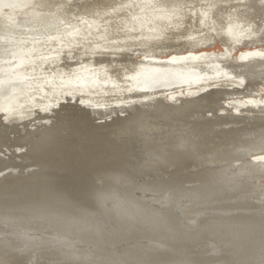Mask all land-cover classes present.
<instances>
[{
    "label": "bare ground",
    "instance_id": "obj_1",
    "mask_svg": "<svg viewBox=\"0 0 264 264\" xmlns=\"http://www.w3.org/2000/svg\"><path fill=\"white\" fill-rule=\"evenodd\" d=\"M168 40L183 49L244 48L162 55ZM221 75L234 80L223 87L214 79ZM188 78L198 84L174 95L151 92ZM224 92L223 107L233 112L190 114ZM9 104L17 106L4 113ZM179 108L183 116L167 118ZM0 114L7 117L0 132L23 136L30 151L53 134L52 115L74 124L80 147L85 135L112 131L108 157L83 161L68 151L60 164L41 154L43 175L0 174V264H264V202L243 197L251 176L264 177V0H0ZM149 127L158 132L149 136ZM215 146L203 158L227 168L212 173L194 162L185 175L208 179L191 192L205 211L195 226L174 213L176 194L161 195L158 178L137 185L138 176L167 164L180 182L186 161ZM245 156L236 173L246 180L238 182L228 162ZM138 188L152 195L138 196Z\"/></svg>",
    "mask_w": 264,
    "mask_h": 264
},
{
    "label": "rangeland",
    "instance_id": "obj_2",
    "mask_svg": "<svg viewBox=\"0 0 264 264\" xmlns=\"http://www.w3.org/2000/svg\"><path fill=\"white\" fill-rule=\"evenodd\" d=\"M220 4V3H219ZM3 9V8H2ZM166 9V11H176V10H182V8H181V6H178V7H171V8H169V7H167V8H165ZM165 9H163V10H165ZM3 10H6V11H9V10H13L10 6H5L4 7V9ZM158 11H160V12H158ZM155 12L156 13H161L162 12V10L161 9H157V10H155ZM132 16H134V15H129V17H130V19L132 18ZM107 20V18H105V17H103V19L102 20ZM129 19V20H130ZM92 22V21H91ZM135 22V21H134ZM93 23V22H92ZM90 24V23H89ZM89 24H87V25H84L83 26V28L82 27H80V28H78L75 32L76 33H80L81 32V30L82 29H85V28H89ZM129 24V26H130V29H131V31H133V32H135L134 34H138V30H137V26H135V25H131V22H129V23H127V25ZM111 26L108 24V28H110ZM183 29V28H182ZM139 32H143V31H139ZM134 36V35H133ZM167 40V39H166ZM32 42L34 43V44H37L38 42H39V38L38 37H34L33 39H32ZM168 43L167 44H169V40L167 41ZM178 43L176 42V46H175V43L174 44H172V45H166L165 47H160V52L162 53V55H165V54H171V55H173V56H177V57H180V56H182L183 54H188L189 52H191V54H193V51L194 52H200V53H203L204 51H203V49L205 48V49H209V48H212L213 50L214 49H217V48H221V47H223L224 49L225 48H228L229 47V49H232V52H235L236 54L238 53V54H242V53H239V50L241 51L242 49H240V48H244V47H232V46H228V47H226L225 45L223 46V43H221V42H216L214 45H209V47H207V45L206 46H204V48L203 47H195L194 49H189L188 47H184V49L183 48H180L178 45H177ZM174 45V46H173ZM171 46V47H170ZM176 47V48H175ZM168 48H170V49H168ZM201 48H203V49H201ZM60 50H63V49H60ZM129 50V49H128ZM130 50H133L132 51V54L134 55L135 53L137 54L138 53V51H136V50H139V49H131L130 48ZM163 52H162V51ZM136 51V52H135ZM203 51V52H202ZM131 54V55H132ZM136 56V55H135ZM134 57V56H133ZM137 58L136 57H134L133 58V60L135 61ZM129 61H131L130 59L128 60V62ZM129 63H131V62H129ZM220 77V78H219ZM217 76V77H215L214 79H217L218 80V84H220V85H223V87H225V86H228V84H230V83H232L233 82V80H234V78H231L230 80H228V79H226V77L225 78H222L223 76L221 75V76ZM190 78H188L186 81L187 82H185V83H183V84H180L181 85V87H179V86H177L176 88L177 89H175V90H172L173 88H166V89H162V88H160V89H151V92H153V93H155V94H157V95H161V96H163L164 94H165V92L167 91V92H170V93H167V95L168 94H176V93H179V91L181 92V90L182 89H184L185 87H187V85H194V84H198V81L197 80H193L192 82H189L188 83V80H189ZM204 80H207V78H205ZM221 81V82H220ZM222 81H224V82H222ZM202 82H204V81H202L201 80V82L200 83H202ZM194 83V84H193ZM223 83V84H222ZM185 85V86H184ZM241 89H244V87H241ZM179 90V91H178ZM157 91V92H156ZM175 91V92H174ZM174 92V93H173ZM145 93H147V92H143V91H140V94H138V95H143V94H145ZM228 92H224L223 94H222V96H220V98L217 96V98H215L214 100L215 101H213V102H215L214 103V105L213 104H211L212 106L211 107H209V106H207L206 104V106L205 105H203L202 107H200L199 109H193V110H191V113L190 114H197V115H199V114H201L200 116H203V117H208V116H210V115H214V116H212V117H222V112H224V111H227V112H233V109L231 108V107H223L224 106V101H223V99L225 98V94H227ZM235 94V93H234ZM223 97V98H222ZM59 100V102L60 101H65L62 97L61 98H59L58 99ZM157 100H159V101H157V103L158 102H162V98L160 99V98H158ZM244 100V99H243ZM218 101V102H217ZM221 101V102H220ZM19 104V107H16L17 105H15V106H10V104H9V106H8V108L6 109H4V113H6L7 111H10V110H13L12 108H14V107H16V108H18V109H21V110H24L25 108H23V107H21V104L22 103H24V101H16V104ZM165 104H169V103H166V102H164ZM218 103V104H217ZM221 103V104H220ZM25 104V107H26V105H27V103H24ZM11 105H12V103H11ZM219 106V107H218ZM208 107V108H207ZM219 109H221V111L219 110ZM21 110H19V112H20V114H22L21 113ZM181 110V111H180ZM197 110V111H196ZM200 110V111H199ZM211 110V111H210ZM223 110V111H222ZM196 111V112H195ZM199 111V112H198ZM203 111V112H202ZM180 112H185L184 111V109H181V108H179V110H177V113H169V114H171V115H169L167 118H172V117H180V116H183L182 115V113H180ZM210 114V115H209ZM218 115V116H217ZM0 118L1 119H4V118H7L5 115H3V114H0ZM155 116V115H154ZM51 117V118H50ZM49 117V119H50V121H52L53 122V124H54V127H53V130H54V132H53V134H48V136L50 137H48V136H45V135H43L44 137H45V139L44 140H40V142L38 141L37 143L38 144H35V145H33L34 147L32 148V151H30L31 150V147H30V149L29 148H26L27 149V151H26V149L22 146V145H24V142L26 143L27 142V139H25V138H23L22 139V137L23 136H20L18 133H14V132H11L10 130H7V128H6V130H7V132L5 133V132H0V139H1V144H0V174H3V175H5L6 176V174H7V176H9V174H10V171H14V173H16V175L14 176V177H18V175H20V177H23V176H25L24 174H25V171L27 172V174L28 175H35L36 174V176H40V175H43L42 173L43 172H40V169L43 167V164L40 162L41 160L39 159V155H41V154H50L49 155V157H52L51 159L52 160H58L59 162H60V164H61V159L62 160H64L63 158H65V157H68V156H70L69 155V152H73L79 159H83V161H84V159L86 158V157H89V158H94V156H95V158L96 157H98L99 156V154L101 155V156H104V157H108V156H110L109 154H110V150L108 149V147L106 146V141L104 142V140L106 139V137L108 136L107 135V133H112V131H110L109 130V132H108V130H103V129H101V132L100 131H98V132H91V133H89V134H87V135H85L86 136V140L85 141H81L80 142V144H81V147L77 144L76 145V140H74L73 139V137H75V136H77V137H79L78 139H80V140H82L83 139V137H80L79 135H78V133H77V131H74V130H76L77 128H75V126H74V124H71V122H69L68 120H63V117H55V116H50ZM197 117H199V116H197ZM99 122L100 121H95V125H98L99 124ZM58 123V124H57ZM22 124H24V122H22ZM57 124V125H56ZM62 124V125H61ZM7 126V125H6ZM20 126H22L20 123L18 124V126H16V127H20ZM57 129V130H56ZM148 130H149V136H150V134H155L156 132H158V130L156 129V127H149V128H147ZM198 131H200V130H197V132ZM160 135L162 136V139H163V137L166 135V134H168L169 133V131L167 130V129H163V130H161L160 132ZM99 135V136H98ZM105 137H104V136ZM142 135V134H141ZM103 136V137H102ZM142 136H145V135H142ZM41 137V136H40ZM145 137H148V135H146ZM21 138V139H20ZM14 139V140H13ZM19 139V140H18ZM154 139V138H153ZM13 140V141H12ZM16 141H17V143H16ZM15 142V143H14ZM65 142V143H64ZM91 142V143H90ZM21 143V144H20ZM105 146H104V145ZM18 145V146H17ZM20 145V146H19ZM99 145H100V147H99ZM81 148V149H80ZM29 149V150H28ZM35 151H34V150ZM37 149V150H36ZM43 149V150H42ZM88 149V150H87ZM108 149V150H107ZM217 149V146H215V148L213 149V148H211L210 150H206L205 151V153L203 154H200V155H197L194 159H191V160H187L186 162H188L186 165H184V167H183V176L181 175V180L182 181H180V182H178V181H175L174 179H172L171 178V176H170V170H172L173 168H174V166H172L171 167V165H169V164H167L166 166H164L163 168H164V170L163 169H161V168H159V167H157V168H154L153 169V171H155V172H153V173H147L146 175H143V176H138L137 177V179H136V182H138L137 183V185H140L141 184V186L144 184V181H146V180H150V179H155V178H158L159 180H160V182H162L163 184L161 185L162 187H161V195H165L166 197H168L170 194H172V193H175L176 194V198H175V200H173L174 202H172L173 204H172V208H173V211H174V213L175 214H177L180 218H185L187 221V223L189 224V225H191V226H195L196 225V220L195 219H197L198 217H200L201 215H203V214H205V211H204V209L203 208H196L195 207V205H197V203H198V201L200 200L199 198H197L198 196L197 195H194L193 193L196 191V189H197V187H200L201 186V184L202 185H204L205 184V182L208 180V179H206V178H200V179H198V180H195L194 178H188V176H185L188 172H190V170L191 171H195V169L194 168H192V164H194V162L196 163V164H194V166H196V167H198V166H200L201 164H203L204 166H205V168H207L206 170H208V172H215V171H223V169H225V168H227V166L225 165V163H222V164H220V163H218L219 161H215V162H211V161H209V160H207L206 161V159L205 158H203V157H206L207 158V156H209V152H211L212 150H216ZM41 150V151H40ZM91 150V151H90ZM30 151V152H29ZM34 151V152H33ZM40 153H39V152ZM69 151V152H68ZM208 151V152H207ZM25 152H27V154L25 153ZM79 152V153H78ZM103 152H105V153H103ZM32 153H33V155H32ZM84 153V154H83ZM206 153L208 154V155H206ZM87 156H86V155ZM106 154L108 155V156H106ZM260 154H262V153H260ZM264 154V153H263ZM86 157H85V156ZM62 156V157H61ZM65 156V157H64ZM211 157L213 156V155H210ZM248 156H245L244 158H241V160H231L230 161V163L228 162V166H230V169H231V173H233L234 172V176H237L236 178L237 179H235L236 181H238V182H241V181H245L246 180V177H244L243 175H245V173L244 174H241V173H243L242 171H241V173L239 172V173H236V171L238 170L239 171V168H240V166L243 164H241V161L242 162H245L244 160H248V159H250V157L251 156H249L248 158H247ZM60 158V159H59ZM35 159V160H34ZM79 159H78V161H79ZM243 159V160H242ZM34 161V162H33ZM238 161V162H237ZM192 163V164H191ZM217 163V164H216ZM237 163V164H236ZM51 165L53 164V163H50ZM234 164V165H233ZM236 165V166H235ZM16 168H15V167ZM18 166V167H17ZM36 166H37V168H36ZM237 166H238V168H237ZM214 167V168H213ZM224 167V168H223ZM3 168V169H2ZM18 168V169H17ZM32 168V169H31ZM166 168V169H165ZM192 168V169H191ZM7 169V170H6ZM13 169V170H12ZM15 169V170H14ZM22 171H21V170ZM197 169V168H196ZM230 169L228 170V171H230ZM18 170V171H17ZM32 172H31V171ZM237 171V172H238ZM29 172V173H28ZM223 173V172H222ZM225 173V172H224ZM190 174V173H189ZM236 174V175H235ZM247 174H248V172H247ZM188 175V174H187ZM242 175V176H241ZM27 176V175H26ZM220 176V175H219ZM240 176V177H239ZM260 176V175H259ZM253 177H255V176H251L250 177V181H251V183H249V185H247V187H249L250 188V190H249V188H248V191L246 192V194L245 195H243V197H245L246 195H247V198H248V200H254V202H256V201H262V202H264V196H262L264 193V177H257L256 179H251V178H253ZM160 178H163V179H160ZM263 178V179H262ZM260 181V182H259ZM262 181H263V183H262ZM255 182V183H254ZM257 182V183H256ZM246 184V183H245ZM171 185V186H170ZM173 185V186H172ZM174 189H172V188ZM234 187V186H233ZM252 187V188H251ZM168 188V189H167ZM261 188H263V189H261ZM166 189V190H165ZM178 189V190H177ZM139 190L140 191H142V192H139ZM177 190V191H176ZM260 190V191H259ZM137 192H138V196H151L152 194L151 193H148V191L146 190V193H145V191H143V189L142 188H138L137 189V191H136V194H137ZM180 192V193H179ZM191 192H193V193H191ZM259 192V193H258ZM159 193V194H160ZM165 193V194H164ZM181 194V195H179V194ZM158 194V195H159ZM188 194V195H187ZM180 197H179V196ZM191 195V196H190ZM257 195V196H256ZM260 197H263V198H260ZM196 200V201H193V200ZM197 199H198V201H197ZM222 199V198H221ZM261 199V200H260ZM263 199V200H262ZM158 199H156V201H157ZM256 200V201H255ZM187 201V202H186ZM203 201H205V200H203ZM220 201V203L222 202V200H219ZM219 201H218V203H219ZM192 202V203H191ZM194 202V203H193ZM205 202H207V201H205ZM219 203V204H220ZM193 205V206H192ZM264 207V206H263ZM196 210V211H195ZM261 213H259V212H257V211H255V212H253L255 215H257L258 213V216L259 215H263V217H264V208H263V210H262V208H261V210H259ZM196 212V213H195ZM197 214V215H196ZM222 215V214H221ZM74 216H76V215H74ZM77 216H79V215H77ZM74 224V223H73ZM74 227L75 226H72V225H69V228L70 229H74ZM82 228V227H81ZM79 229V228H78ZM44 239H49V237H48V235L47 234H45L44 235V237H43ZM75 249H80V251H81V248H80V246H76L75 247ZM87 250V251H86ZM90 252H89V251ZM214 250H215V248H214ZM79 251V250H78ZM85 251H86V253H89L91 256L93 255H97V252H94L92 249H90V248H87V249H85Z\"/></svg>",
    "mask_w": 264,
    "mask_h": 264
},
{
    "label": "snow or ice",
    "instance_id": "obj_3",
    "mask_svg": "<svg viewBox=\"0 0 264 264\" xmlns=\"http://www.w3.org/2000/svg\"><path fill=\"white\" fill-rule=\"evenodd\" d=\"M0 207H2V205H0Z\"/></svg>",
    "mask_w": 264,
    "mask_h": 264
}]
</instances>
